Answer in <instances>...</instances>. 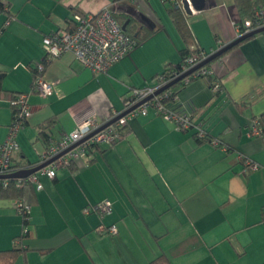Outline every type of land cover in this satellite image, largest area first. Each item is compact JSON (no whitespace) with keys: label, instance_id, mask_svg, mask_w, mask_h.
<instances>
[{"label":"crops","instance_id":"crops-1","mask_svg":"<svg viewBox=\"0 0 264 264\" xmlns=\"http://www.w3.org/2000/svg\"><path fill=\"white\" fill-rule=\"evenodd\" d=\"M15 18L0 32L2 87L29 92L32 115L17 135L16 171L31 168L44 149L40 127L52 120L58 138L77 119L95 113L104 123L122 111L132 87L155 86V76L181 59L185 42L162 0H2ZM189 24L196 44L213 54L238 38L234 0H203ZM110 6L135 33L150 34L103 73L84 67L70 51L50 61L44 78L53 92L32 91L33 66L45 55L43 37L65 26L75 11ZM0 12V30L7 18ZM223 90L194 78L170 106L194 113L216 137L198 141L173 120L151 110L131 119L114 145H102L89 160L78 158L56 177L39 173L43 185L26 182L31 205L27 251L13 264H147L165 253L172 264H264V135H251V119L264 113V32L241 42L212 62ZM244 101V107L235 102ZM12 121L9 96H0V144ZM222 143V144H221ZM242 156L261 167L253 170ZM39 165V164H38ZM105 199L102 217L84 208ZM15 198L0 196V251L14 247L23 217ZM117 224L119 232L97 231Z\"/></svg>","mask_w":264,"mask_h":264},{"label":"built area","instance_id":"built-area-1","mask_svg":"<svg viewBox=\"0 0 264 264\" xmlns=\"http://www.w3.org/2000/svg\"><path fill=\"white\" fill-rule=\"evenodd\" d=\"M170 1L178 2L187 14L196 12V8L191 0H187L190 13L185 7L184 0ZM73 16L74 22L71 28H59L43 38L46 62L52 61L63 52L70 51L84 67L93 73H101L124 57L136 44V41L124 31L122 25L115 17L114 10L110 6H105L99 12L94 13L76 12ZM257 17L259 22H264V9L257 12ZM10 21L11 19L6 24H9ZM244 24L247 27V32L254 27L253 20H246ZM236 27L239 31L240 26L236 25ZM191 47L195 49L194 45ZM198 57L201 60L204 59L206 51L201 50L199 53L188 57L184 70L194 67L199 62L197 61ZM37 66L39 71L44 69L42 61ZM173 71V73H177L176 70ZM206 73H214V69L201 66L200 70L194 74V77ZM163 80L164 78L160 77L159 82L155 86L133 89L132 95L136 99L131 98L126 101L122 111L113 109L104 123H100L93 112L87 113L77 119L76 125L71 131L63 132L58 138L53 139L47 146H44L42 151H39V164L53 160L48 165L26 177H18L15 185L23 187L26 182H29L35 183L38 189H42L43 185L39 180V173L54 178L59 169L70 167L76 159L83 158L89 160L95 149L99 146H111L120 140L125 134L122 132L123 129L129 124L131 119L139 115H148L151 110H154L164 119L173 120L181 130H201V127L194 122L190 112L173 108L170 104L163 103L154 98L156 91L163 86ZM218 88L219 83L215 81L214 89ZM35 89L43 96H48L53 92V86L41 75H37L34 78L32 91ZM29 95V92L18 93L10 101L13 106H18V112L9 125L5 141L0 144V191L10 185V177L7 175L12 172L14 156L20 147L17 135L23 127L24 119L32 114ZM150 96L153 97L148 98ZM177 98L178 95L175 96V100ZM139 102L141 103L137 105ZM127 110L129 112L121 115L122 112ZM113 119L115 120L98 130L103 124ZM260 124L257 119L251 121V135L261 134ZM244 163L253 170H258L261 167L247 156H244ZM14 206L22 217L25 216L29 220L31 205L24 198H15ZM91 210L100 213L102 217L106 213H111L112 203L110 200L105 199L98 203L90 204L89 208L83 209V212L87 214ZM97 231L108 235H116L119 232V228L115 223L110 225L101 223L98 225ZM28 233V224H24L21 235L24 236ZM15 243H20V240L16 238Z\"/></svg>","mask_w":264,"mask_h":264},{"label":"trees","instance_id":"trees-1","mask_svg":"<svg viewBox=\"0 0 264 264\" xmlns=\"http://www.w3.org/2000/svg\"><path fill=\"white\" fill-rule=\"evenodd\" d=\"M162 1L164 3H169L170 4L169 5V13H170V15L172 17V20H173L174 24L176 25L177 29L179 30L181 36L184 39L185 47L180 49L181 59H180L179 62L165 65L163 67V69L159 73H157V75L155 76V79L157 80L156 83L159 82L160 77L164 78V80L162 82L163 83L162 87L166 86L167 84H169V83H171L173 81H175V82L172 83L171 85H169L167 88H164L163 90H161L159 93H157L156 96H154V98L159 100V101H161V102H163V103L170 104L173 101H175V96H177L179 94V91H180L181 87H183L186 83H188V81H190V80H192L194 78H198V77H207V78H209L212 90L215 92V94L219 93L220 91L223 90V84H222L221 79L215 73V71H214V73H211V74L206 73V74H202V75H199L197 77H194V74L197 73L200 70L201 66L199 68H197L196 70L192 71L191 73H189L187 76L178 79L181 75H183L184 73L188 72V70H184V66L187 64L188 57L192 56V54L194 55L195 53H199L201 50H203V51H205V50L203 48H201L199 45L196 44L195 35L192 32V29H191L190 24H189L190 14H187L186 11L182 8V6L176 1H170V0L169 1L168 0H162ZM234 3H235V6H236V8L238 10L239 15H240V19L236 23V25L240 26V29L238 31V33H239L238 37H240L241 35H245V34L251 32L253 30H256V29L264 27V22L262 23L260 21L261 22L260 23L257 20L258 19L257 12L261 11L262 9H264V0H234ZM4 11L7 12L6 13L7 14V18L5 19V21H4V23H3L2 27H1L0 32H2V30L5 29L9 25V24H6V22L9 19L12 20V19L15 18V14L12 13L11 9L9 8V6L7 4H5L2 0H0V12H4ZM76 12H82V11H75L73 13V15ZM82 13H85V12H82ZM73 15L67 21L68 23H66L65 26L58 27L57 29L64 28V27L65 28L66 27L67 28H71V26H73V22H74V16ZM115 17L120 22V24L122 25V28H123V24L126 22L127 19L123 20V19L119 18L116 15V13H115ZM246 20H253L254 21V25H253L254 27L251 30H249L248 32H247V27L244 24ZM57 29L51 31L50 33L46 34L45 36L50 35L52 32L56 31ZM124 31L128 35H130L132 37V39H134L136 41L135 46L131 50L136 48L150 34L149 32H146V31H144L142 33L141 32L135 33L130 28V22L126 24V28L124 29ZM262 32H264V31H262ZM257 34L252 35L250 37H247L246 39H244L241 42H244V41H246L248 39H251L254 36H256ZM241 42H239L238 44H240ZM42 43H43V40H42ZM238 44H235L231 48H234ZM192 45L195 46V49H193L191 47ZM131 50H129L126 54H128ZM210 55L211 54L206 52V57L204 59L201 60L200 57H198L197 61H199V62H197V64H195V66L198 65L200 63V61L202 62V61L206 60ZM215 59L216 58L212 59L211 61L207 62L206 64H204L202 66L206 67L208 69L213 68L212 62ZM120 60H118V61H120ZM41 61L44 64V69L39 71L37 64L39 62H41ZM117 62H115V63H117ZM49 63L50 62H46V56L45 55H44V57L41 60L36 62V64L32 67L33 68V81H34V78L37 75H41V76L44 77V72H45L46 67H47V65ZM173 70H176L177 73H173L174 72ZM101 73H103V72H101ZM5 74H6V71L4 69H0V96L3 95V94L4 95L7 94L9 96V100L11 101V100H13L16 97V94L22 93V92H26V91L8 92V91L4 90L3 87H2V80H3L4 76H5ZM176 79H178V80H176ZM215 81H217L219 83V88L218 89H214ZM146 87H148V86H146ZM135 88H144V87H132L129 90V92L127 93V96L123 100V107L125 105V102L128 101L129 99H131V98L132 99H134V98L136 99V97L134 95H132V90L135 89ZM33 91H37V90L35 89ZM29 104H30V102H29ZM235 104L238 107H240V108L244 107V101H236ZM10 105H11V108H12V119H14L15 114L18 112V106H15V105L13 106L11 103H10ZM122 113H124V112H122ZM191 115H192V117L194 119V122L196 124H198V126L201 127V130H198V131H195L193 129L189 130V131H193V135L195 136V138L198 141H200V142H202L204 140H210L211 142L215 141L217 138L212 136L210 133H208L206 128L203 127L199 122H197L195 120L194 113H191ZM29 118H30V116L28 118L24 119L23 126H25L27 124V122L29 121ZM253 119L254 120L257 119L259 121V123H261L260 124V129H261V134L260 135H264V113L254 116L251 119V121ZM51 126H52V120H49V121L46 122V124H44L43 126L40 127L39 136L44 141V144H45L44 146H47L48 143H50V141L55 139V137L51 133V129H50ZM127 127H128V125L123 129V131H122L123 134L125 133ZM250 132H251V126H250L249 133ZM101 146L96 148L94 153L98 149H100ZM242 160H244V156H242ZM38 164H39V162L37 161L35 164H32L29 167H34V166H36ZM16 170H17V168L14 167V165H12V172L11 173L15 172ZM17 178L18 177H10V185L8 187H6V188L1 189L0 196H10V197H13V198L22 197V195H23V187H17L15 185V181L17 180ZM23 221H24V224H28V222H29V220L25 216H23ZM27 235L28 234L22 236L20 234L19 236L16 237V238H18L20 240V243H15L14 247L11 248V249L1 250L0 251V264H13L15 259L17 258V256L20 253H25L27 251L26 246H24V244L21 243L22 239L25 238ZM147 264H172V262H171L170 258L165 253H161L157 257H155L154 259L149 261Z\"/></svg>","mask_w":264,"mask_h":264},{"label":"water","instance_id":"water-1","mask_svg":"<svg viewBox=\"0 0 264 264\" xmlns=\"http://www.w3.org/2000/svg\"><path fill=\"white\" fill-rule=\"evenodd\" d=\"M191 1H192L193 5H194V7H195L196 9H200V8L203 7V4H204V3H203V0H191ZM184 2H185V7H186L187 11L190 13V8H189V6H188V2H187V0H184ZM126 24H127V22H125V23L123 24V28H124V29L126 28ZM262 31H264V27L259 28V29H256V30H253V31H251V32H249V33H247V34H245V35H241L240 37H238L237 39H235L234 41H232L231 43H229L228 45H226V46L223 47L222 49H220V50H218L217 52H215V53H213L212 55H210L206 60L200 62V63H199L198 65H196L195 67H193V68H191L190 70H188V72H186V73H184L183 75H181L178 79L187 76V75H188L189 73H191L192 71L196 70L197 68H199L200 66L206 64L207 62L211 61L212 59L218 57V56L221 55L223 52L227 51L228 49H230L231 47H233L235 44H238L239 42L243 41V40L246 39L247 37H250V36L255 35V34H257V33H260V32H262ZM178 79H176V80H178ZM174 82H175V81H173V82L167 84L166 86L160 88L159 90L156 91L155 94L159 93V92H160L161 90H163L164 88H167L169 85H171V84L174 83ZM151 97H153V96H150V97H148V98H151ZM140 103H141V102H139L137 105H139ZM137 105H136V106H137ZM136 106H135V107H136ZM129 110H130V109H129ZM129 110L125 111V112L122 113L121 115H123V114L129 112ZM114 120H115V119H113V120H111V121H109V122L103 124L98 130L104 128L105 126H107L109 123H111V122L114 121ZM52 160H53V159H52ZM52 160H48V161H46V162H43V163H41V164H39V165H36V166H34V167H31V168L20 169V170H18V171L13 172V173H9L7 176H9V177H26V176H28V175H30V174H32V173L38 171L39 169L43 168L44 166L48 165Z\"/></svg>","mask_w":264,"mask_h":264}]
</instances>
